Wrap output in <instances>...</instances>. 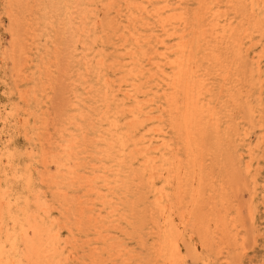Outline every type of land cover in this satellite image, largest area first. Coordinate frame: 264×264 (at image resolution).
Returning a JSON list of instances; mask_svg holds the SVG:
<instances>
[{
	"label": "rangeland",
	"instance_id": "rangeland-1",
	"mask_svg": "<svg viewBox=\"0 0 264 264\" xmlns=\"http://www.w3.org/2000/svg\"><path fill=\"white\" fill-rule=\"evenodd\" d=\"M0 264H264V0H0Z\"/></svg>",
	"mask_w": 264,
	"mask_h": 264
},
{
	"label": "bare ground",
	"instance_id": "bare-ground-1",
	"mask_svg": "<svg viewBox=\"0 0 264 264\" xmlns=\"http://www.w3.org/2000/svg\"><path fill=\"white\" fill-rule=\"evenodd\" d=\"M241 63V62H240ZM222 70V69H221ZM184 72V70L183 69H180L179 70V72H178V76H179V78L181 77V75H182V73ZM227 77V76H226ZM184 79V78H183ZM177 83H179V82H177ZM180 86V85H179ZM178 86V87H179ZM178 87H177V89H178ZM179 94V93H178ZM181 94V93H180ZM172 110V109H171ZM191 110V109H190ZM187 112V111H186ZM195 157V156H194ZM199 158V157H198ZM234 161V160H233ZM229 167V166H228ZM206 168V167H205ZM204 168V169H205ZM202 170V169H201ZM224 174V173H223ZM207 176V175H206ZM231 183V182H230ZM240 183V182H239ZM233 185V184H232ZM234 186V185H233ZM241 186V185H240Z\"/></svg>",
	"mask_w": 264,
	"mask_h": 264
}]
</instances>
